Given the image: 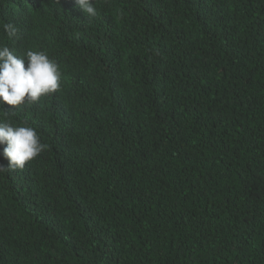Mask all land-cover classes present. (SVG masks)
Returning a JSON list of instances; mask_svg holds the SVG:
<instances>
[{
	"label": "trees",
	"instance_id": "1",
	"mask_svg": "<svg viewBox=\"0 0 264 264\" xmlns=\"http://www.w3.org/2000/svg\"><path fill=\"white\" fill-rule=\"evenodd\" d=\"M95 4L0 0L62 72L11 115L46 148L0 172V264H264V0Z\"/></svg>",
	"mask_w": 264,
	"mask_h": 264
},
{
	"label": "clouds",
	"instance_id": "2",
	"mask_svg": "<svg viewBox=\"0 0 264 264\" xmlns=\"http://www.w3.org/2000/svg\"><path fill=\"white\" fill-rule=\"evenodd\" d=\"M86 18L97 15L95 0H75ZM0 32L12 40L19 28L14 22H4ZM27 62V67L25 63ZM62 72L59 65L44 51L29 49L18 56L9 46L0 44V145L8 166L0 165V172L24 169L46 148L35 128L15 124L11 115L19 106L39 102L41 97L60 88ZM16 106L6 108L4 105Z\"/></svg>",
	"mask_w": 264,
	"mask_h": 264
}]
</instances>
